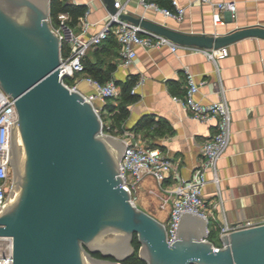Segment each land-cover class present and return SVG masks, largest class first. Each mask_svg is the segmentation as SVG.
Returning <instances> with one entry per match:
<instances>
[{"label":"water","instance_id":"1","mask_svg":"<svg viewBox=\"0 0 264 264\" xmlns=\"http://www.w3.org/2000/svg\"><path fill=\"white\" fill-rule=\"evenodd\" d=\"M103 1L116 12L115 0ZM49 13L50 0H0V87L17 112L8 153L12 184L0 210V235L13 237L12 264H125L135 235L147 264H264V222L222 233L214 250L206 217L181 211L169 243L164 222L131 202L120 175L126 144L101 133L95 106L62 81ZM120 16L181 46L212 49L264 38L259 23L208 34Z\"/></svg>","mask_w":264,"mask_h":264},{"label":"crops","instance_id":"2","mask_svg":"<svg viewBox=\"0 0 264 264\" xmlns=\"http://www.w3.org/2000/svg\"><path fill=\"white\" fill-rule=\"evenodd\" d=\"M123 1L126 13L189 33L223 34L240 26L264 25V0H226L233 3V9L221 10L218 22L213 20L216 6L200 0H177L186 7L179 20L153 9L144 11L139 0ZM158 1L172 7V0ZM76 3L89 8V19L98 21L89 32L96 31L108 13L104 1L77 0ZM225 46L228 54L217 61L189 46L180 45L173 51L167 45H138L136 58L126 64L120 55L118 41H105L96 53L92 48L87 53L92 61L101 60L103 68L114 63L111 77L106 81L116 83L118 94L106 100L111 101L115 109L124 101L122 83L131 76L135 82L141 80L134 96L125 101L128 114L123 119L115 120L111 116L113 111L107 109L109 121L106 124L109 128L111 123L114 125L110 132L119 134L124 129L134 130L144 145L157 147L170 158L175 167L171 173L176 171L183 178L190 177L193 168L201 162L202 143L216 128L213 123L193 118L190 110L176 99L185 94V69L200 82L195 93L197 99L216 101L224 89L232 112L231 139L217 164L218 182L211 180L213 172L208 170L210 180L203 188L215 230V226L224 221L255 219L264 222V38L247 36ZM79 85L85 92L93 90L85 81ZM144 115L150 116L153 124L136 129ZM171 179L169 177L168 181ZM136 193L138 207L166 221L170 203L161 207L165 194L157 188L152 176L144 177Z\"/></svg>","mask_w":264,"mask_h":264},{"label":"built area","instance_id":"3","mask_svg":"<svg viewBox=\"0 0 264 264\" xmlns=\"http://www.w3.org/2000/svg\"><path fill=\"white\" fill-rule=\"evenodd\" d=\"M201 2L215 5L217 10L213 12V20L220 21L221 10L233 9V3L226 0H200ZM76 3L77 0H71ZM139 4L144 11L153 9L165 17L181 19L186 11L185 6H181L177 0H172V7L160 5L156 0H139ZM117 8L115 13L108 12L101 26L93 32L90 29L98 21L89 19V8L78 16L77 22L71 24L70 13L61 11L57 15V22L52 24L48 18L52 30L58 35L61 45L60 62L62 68L59 74H62V81L70 88L80 91L84 98L90 101L99 112L102 119L103 106L108 97H114L118 94V87L113 80L100 81L85 73L84 58L88 50L99 44L109 34H113L120 46V55L123 62L131 63L137 56L136 46L153 47L167 45L175 51L179 44L172 41L167 36L147 29L139 24L120 16L124 11V1L115 0ZM62 44L64 46L62 47ZM203 51L209 58L217 61L218 58L225 57L228 54V48L222 46L219 48L205 49L193 47ZM67 71V73H64ZM85 81L93 87L91 92H85L81 89L79 83ZM186 90L182 97H176L182 105L190 110L193 118L215 124V132L207 137L202 143V159L191 172L190 177L183 178L177 173H171L175 169L173 161L164 156L159 148L148 147L138 138L136 132L132 129H124L119 134H113L108 131L107 125L103 119V128L101 133L113 134L121 138L126 146L120 160V175L122 177L121 185L128 187L130 191V200L136 204L137 188L145 176L150 175L156 181V186L163 191L161 207L170 203L168 217L164 222L167 232V240H175L176 226L181 211L189 210L193 213L202 215L210 223L211 210L207 207L203 197V188L210 180L207 171L213 172L212 181L218 182L217 164L219 159L225 153L232 134V112L228 100L222 88L220 99L212 102H203L195 97L199 90L200 82L195 75L185 69ZM141 80L136 81L131 92L135 93ZM17 112L15 102L10 94H7L0 87V210L7 200L8 193L12 184V168L9 162V139L11 122L16 120ZM172 177L170 181L168 178ZM153 193V190H149ZM137 205V204H136ZM261 220L243 219L236 221H224L215 226L219 232L229 233L230 231L253 226L262 223ZM210 233V226H208ZM175 237V238H174ZM220 243L213 242L214 250ZM13 262V237L11 235H0V264H12Z\"/></svg>","mask_w":264,"mask_h":264},{"label":"trees","instance_id":"4","mask_svg":"<svg viewBox=\"0 0 264 264\" xmlns=\"http://www.w3.org/2000/svg\"><path fill=\"white\" fill-rule=\"evenodd\" d=\"M160 5H164L160 3L158 0H156ZM167 6V5H164ZM87 6L85 4L80 3H73L71 0H50V13L49 17L51 19H54L57 22V15L61 11H68L70 13V23L75 24L77 22L78 16L82 14ZM105 41H113L116 42L117 39L113 34H109L106 38H104L99 44L92 47V49L97 52L100 45H102ZM64 44H62V47ZM88 53V52H87ZM84 64H85V73L89 74L95 78H98L100 81H106L111 77V71L114 69L115 65L114 63H110L107 68H103L101 64V60L98 61V59L92 61L90 58H87V54L84 58ZM135 82V78L131 76V78L126 79L122 83V90L124 94V101L115 109L116 106H113L111 101L106 100L104 104V108H107L108 110L113 111L111 116L119 121L123 119L128 114V108L125 104V101L127 99L132 98L134 96V93L131 92V88ZM119 83V82H118ZM113 119V120H114ZM153 124L152 118L148 115H144L142 117V121L138 123V128L142 127H150ZM112 127L114 125L111 123V127L108 128V131H111ZM150 129V128H149ZM211 231V230H210ZM133 245L135 246L134 252L128 256L123 262L125 264H147L145 260L139 257L138 255V248H139V241L137 240L136 235L133 239Z\"/></svg>","mask_w":264,"mask_h":264},{"label":"rangeland","instance_id":"5","mask_svg":"<svg viewBox=\"0 0 264 264\" xmlns=\"http://www.w3.org/2000/svg\"><path fill=\"white\" fill-rule=\"evenodd\" d=\"M50 22H51L52 24H55V23H56V21H55L54 19H51V18H50ZM102 119H103V121H104L105 123H107V122L109 121V115H108V110H107V108H103V110H102ZM136 204H139L138 197H137V199H136ZM209 225H210V229H211V231H210L208 237H209L212 241L217 242V243H220L221 240H220L219 232H218V230L213 229V221H212V220L210 221Z\"/></svg>","mask_w":264,"mask_h":264},{"label":"flooded vegetation","instance_id":"6","mask_svg":"<svg viewBox=\"0 0 264 264\" xmlns=\"http://www.w3.org/2000/svg\"><path fill=\"white\" fill-rule=\"evenodd\" d=\"M134 239V238H133ZM132 243H133V241H132ZM93 255H95V256H97V257H105V256H103L100 252H95V253H93ZM130 256V255H129ZM105 258H108V259H113L112 257H110V256H106Z\"/></svg>","mask_w":264,"mask_h":264}]
</instances>
